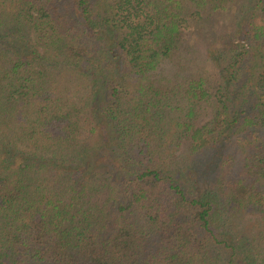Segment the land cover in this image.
I'll return each mask as SVG.
<instances>
[{
  "label": "trees",
  "instance_id": "1",
  "mask_svg": "<svg viewBox=\"0 0 264 264\" xmlns=\"http://www.w3.org/2000/svg\"><path fill=\"white\" fill-rule=\"evenodd\" d=\"M262 129L264 0H0V264H264Z\"/></svg>",
  "mask_w": 264,
  "mask_h": 264
},
{
  "label": "rangeland",
  "instance_id": "2",
  "mask_svg": "<svg viewBox=\"0 0 264 264\" xmlns=\"http://www.w3.org/2000/svg\"><path fill=\"white\" fill-rule=\"evenodd\" d=\"M186 38H187L186 41L190 42L188 36H186ZM226 41H227L226 34L224 32H222V31H219L217 40H216V38H214V40L212 42H210L209 40H206L204 38L202 42L199 43V41H198V43H196V41H195V42H192V44H194L195 46H200V51L202 53H203V49H205V48L210 49L208 53H216V52H218L219 48L221 49V52H222V47L224 49V46L227 44ZM203 60H205V56L204 55H203ZM246 71H247L246 72V76L247 77H246V79H244L242 81H252L254 75L257 74V71H254L253 69H248ZM241 84H244V83H241ZM247 89H248V87L246 86V88H244L242 91H247ZM236 104L239 105V102H237ZM258 136H259L260 140L264 141V129L259 131Z\"/></svg>",
  "mask_w": 264,
  "mask_h": 264
}]
</instances>
